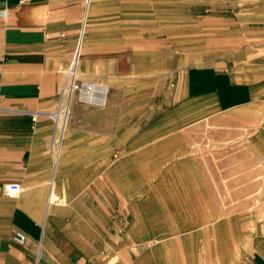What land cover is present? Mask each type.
<instances>
[{
	"label": "crops",
	"instance_id": "1",
	"mask_svg": "<svg viewBox=\"0 0 264 264\" xmlns=\"http://www.w3.org/2000/svg\"><path fill=\"white\" fill-rule=\"evenodd\" d=\"M0 264H264V0H0Z\"/></svg>",
	"mask_w": 264,
	"mask_h": 264
},
{
	"label": "built area",
	"instance_id": "2",
	"mask_svg": "<svg viewBox=\"0 0 264 264\" xmlns=\"http://www.w3.org/2000/svg\"><path fill=\"white\" fill-rule=\"evenodd\" d=\"M90 0H85L86 10ZM79 44L72 62L62 70V88L57 100L56 108L48 113L53 121V131L51 134L50 151L54 164L56 165L61 154L66 129L72 114L74 104H87L100 106L104 105L108 94V87L105 84L96 82L82 76L78 71ZM30 113V112H28ZM8 195L17 196L22 190L17 184H11L6 188ZM14 240L18 244H23L26 236L23 232L17 231Z\"/></svg>",
	"mask_w": 264,
	"mask_h": 264
},
{
	"label": "rangeland",
	"instance_id": "3",
	"mask_svg": "<svg viewBox=\"0 0 264 264\" xmlns=\"http://www.w3.org/2000/svg\"><path fill=\"white\" fill-rule=\"evenodd\" d=\"M85 105H87V104H85ZM90 106H94V105H90ZM97 107V106H96ZM71 119V118H70ZM69 125H70V121H69ZM69 125H68V128H69ZM68 130V129H67ZM65 138H66V134H65V137H64V140H65ZM225 203V202H224Z\"/></svg>",
	"mask_w": 264,
	"mask_h": 264
},
{
	"label": "bare ground",
	"instance_id": "4",
	"mask_svg": "<svg viewBox=\"0 0 264 264\" xmlns=\"http://www.w3.org/2000/svg\"><path fill=\"white\" fill-rule=\"evenodd\" d=\"M67 130V129H66ZM66 133V132H65Z\"/></svg>",
	"mask_w": 264,
	"mask_h": 264
}]
</instances>
